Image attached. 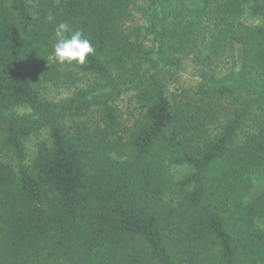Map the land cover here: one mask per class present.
I'll list each match as a JSON object with an SVG mask.
<instances>
[{"label":"trees","instance_id":"16d2710c","mask_svg":"<svg viewBox=\"0 0 264 264\" xmlns=\"http://www.w3.org/2000/svg\"><path fill=\"white\" fill-rule=\"evenodd\" d=\"M135 1L0 0V264H264V123L235 142L264 112V0H147L143 23ZM61 22L84 65L52 55ZM195 51L238 63L170 91Z\"/></svg>","mask_w":264,"mask_h":264},{"label":"rangeland","instance_id":"374dc122","mask_svg":"<svg viewBox=\"0 0 264 264\" xmlns=\"http://www.w3.org/2000/svg\"><path fill=\"white\" fill-rule=\"evenodd\" d=\"M148 7L147 0H136L132 6L133 17L137 23H143L147 17L145 15V9ZM261 19L255 18L250 19L252 23H258ZM208 37V26L203 25L199 27L197 33V49H202L205 43V39ZM197 51L194 53H177L179 57H181V65L177 70H172L171 72L165 75L168 83V88L170 91L180 89V88H188L195 89L200 79V72L207 71L209 74H214L215 76L224 75L227 71L237 66L238 63L236 52H229L222 56L215 63L206 65L203 63L200 58L203 57L204 54H199V58L195 55ZM72 88L66 87H53L48 86L42 92V96L48 99H60L66 97L70 94ZM128 94L123 97V104H126ZM28 110L24 107H19L17 109L18 113L27 112ZM264 123V112L259 109H253L247 119L244 121L241 128L237 131L235 136V142H241L246 136L253 133L255 127L258 124ZM47 138V130L39 131L38 133L32 134L28 139L25 140L26 151L28 155V159H31L34 151L36 149V145L40 140ZM189 167L186 165H173L171 166V172L175 178H179L182 175L189 172Z\"/></svg>","mask_w":264,"mask_h":264},{"label":"clouds","instance_id":"9594fccd","mask_svg":"<svg viewBox=\"0 0 264 264\" xmlns=\"http://www.w3.org/2000/svg\"><path fill=\"white\" fill-rule=\"evenodd\" d=\"M48 22H53L55 17L49 13ZM95 49L86 39L82 31L74 29L68 22H61L55 26V40L52 45V55L60 64L73 62L84 65L89 55L94 54Z\"/></svg>","mask_w":264,"mask_h":264}]
</instances>
